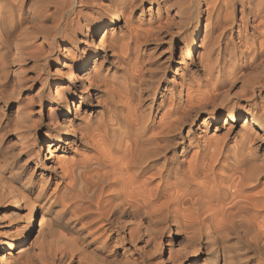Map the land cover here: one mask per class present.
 <instances>
[{"label": "bare ground", "instance_id": "1", "mask_svg": "<svg viewBox=\"0 0 264 264\" xmlns=\"http://www.w3.org/2000/svg\"><path fill=\"white\" fill-rule=\"evenodd\" d=\"M36 1L0 0V40L5 47L3 55H0V116L4 113L3 106L17 104L16 111L4 123V127L1 121L3 117L0 118V130L2 127L6 130L4 135L6 132L18 135L22 146L30 144L28 150L36 146L40 138L38 122L33 120L36 102L34 98L27 99L24 92L29 89L28 84L36 82L40 76L37 73L27 76L25 62L27 56L35 55V52L30 55L26 50L32 44L35 46V42H31L33 39L45 34L47 23L44 25L41 19L47 18L51 7L59 16L67 14L66 21H71V27L68 29L67 22L64 23L66 25L62 28L61 36L64 42L73 44H77L79 31L87 36L107 30L99 43V47H102L105 37L114 33L115 28L112 27L120 20L128 25L133 20L148 18L151 27L144 33L136 32L137 28H134L135 32L130 31L123 44V40L110 42L113 44L110 50L119 59L115 66L119 68L118 72H122L121 76L111 78L113 84L106 83L103 73L95 70L99 61L97 57L87 73L91 57L85 54L76 62L80 87H91L99 82L100 94L104 97L103 101L98 102L102 111L96 125L76 124L75 120L69 118L73 109L74 116L81 117L82 102L75 106L74 85L67 91H56L59 96L50 99L49 103L57 107L50 108L49 123L45 124L47 133L41 139L40 149L47 145L44 159L55 157L54 151L57 150L70 152L72 158H57L54 165L47 167L49 175L40 174L39 179H35L37 168L33 167L34 171L27 177L29 180H25L17 189L19 175L16 170L20 164L16 169H9L2 164V157L5 156L0 154V206L5 204L6 196H11L16 207L21 203L24 208L38 203L43 210H53L54 206L61 205L62 211L76 208V211H72L74 215L78 213L76 218L64 222L62 227L54 221V216L46 218L41 212L38 234L32 243H29L25 231L10 228L11 234L4 238L0 264H8L4 254L15 249L16 243L19 244V252L14 264H151L158 236L163 234L165 226L168 227L167 243L172 227L177 233H183L179 248L170 252L169 264H264V183H261L264 159L256 156L258 145L255 146V141L264 139V33L258 45L253 43L254 40L252 43L243 42L244 50L240 46L243 51L238 63L232 66L237 53L230 50L231 54L228 53V60H225L226 53L223 55L219 42L216 43L219 36L215 35L217 38L213 40L216 42H213L211 28L215 19L219 24L217 31L235 29L239 42L244 41L243 37L248 31L256 35L254 32L260 30V23L264 20V0ZM154 21L158 23L153 25ZM29 23L36 25L33 29L24 30ZM201 26H204L203 38L200 46H197L196 38ZM31 33L33 37L28 38ZM178 40L182 43L176 47L180 55L173 53L161 60V53L154 49L167 42L168 50ZM52 46L53 40L50 48ZM74 50L75 47L66 48L69 52ZM193 51H198L196 64L189 61ZM106 57L103 54L100 63ZM11 60L18 65L15 72L12 71L14 66ZM65 62L68 65L67 62L71 60L68 58ZM181 66L186 72L180 75V82H167L165 70H178ZM119 78L122 81L116 83L115 80ZM116 85L123 88L124 93L121 91V94L128 95L134 101L132 112H118V104L122 103L124 97L118 94L120 92ZM202 88L204 90L199 91ZM194 89H198L194 93L196 95L191 96L189 93H193ZM186 94L189 95L184 100ZM64 95H67L65 103L59 104ZM44 104L45 101L40 103ZM230 104L232 106L228 107ZM163 109H167L162 116L164 119L154 122L153 114ZM204 113L207 118L203 125L217 123L223 113L227 114L224 139L229 138L235 124L244 118L239 138L233 139L234 162L232 165L228 162L230 173L238 178L237 183L233 184L236 192L228 194L239 200L227 209L221 204L220 207L217 205L219 220L216 221V217V222H203L202 218V221L199 217L193 218L195 215L186 216L188 209H183L190 200L195 199L192 198L193 189H189L196 182L192 180L197 173L192 163L188 166L185 164L183 133L187 127L191 129L197 117ZM84 116H87L85 112L81 120L85 119ZM190 129L186 133L189 134ZM87 151L92 154L88 155ZM214 152L213 155L216 154ZM30 160L31 155L21 165L22 168ZM78 185L79 202L69 206L65 192L75 191ZM247 192L254 194L250 196L248 193L246 197ZM209 198L205 201L209 202ZM75 204L83 209L77 211ZM32 209L29 213L33 212ZM12 215L19 216L15 211H12ZM32 217L33 214L27 218L28 224L32 223ZM121 235L128 237L132 245L141 244L137 258H133L134 252L131 250L120 251ZM67 236L72 239L66 240ZM159 247L163 248L162 242Z\"/></svg>", "mask_w": 264, "mask_h": 264}, {"label": "rangeland", "instance_id": "2", "mask_svg": "<svg viewBox=\"0 0 264 264\" xmlns=\"http://www.w3.org/2000/svg\"><path fill=\"white\" fill-rule=\"evenodd\" d=\"M36 2L37 1L34 0V3H36ZM1 6H2V4H1ZM3 7L4 6H2V8ZM147 9H148V7H147ZM50 11H49L50 13L48 12V14H47L48 15L47 18L41 19V20H44V21H42L44 23V25L47 23L45 25V30H44V31H46L45 34L43 33L44 35L42 34V35L38 36L37 37L38 39L37 38L33 39L31 42L32 43L35 42L34 43L35 46L33 47V44H32V47H30V49L28 48L26 50V52L29 53L30 55L35 52V55L33 54L31 56H27L28 59L25 62V68H26V70H28L27 76L31 77L32 75H34L32 73H37L40 76L36 80V82H33V83L30 82L28 84L29 89L26 92H24V95L27 99L29 98V100H30V99L34 98L33 101L36 102V111L34 113L33 120H36L38 122V125H37L38 137L40 138V140L37 142V145L33 146V148L28 150L27 148L30 146V144H27V145L24 144V146H22L23 144L20 143V141L18 139L19 138L18 135L14 134L13 132H8V133L6 132V134L4 135V133L6 131L3 129V127L5 125L4 123H6V121L9 120V118L11 117V114L16 111L17 104L3 106V112L4 113H2L0 116V118L3 117V119L1 118L3 127L0 130V141L2 139V142H0V144H1L0 146L1 147L3 146V147L0 148V154L2 156H5L4 158L2 157V164H4V166L7 165L6 167H8L9 169L11 167L17 168V166L19 164H20L19 166L24 164L30 155L32 158V160H30L29 163L24 165L25 167L23 166V168H22V166L21 167L18 166V168L16 170V173L19 175L18 181L16 182V184H18V185H16L17 189H20L21 184H23L25 182V180L26 181L29 180L27 177L30 174H32V172L34 171L32 169L33 167L37 168L36 172H35V179H39L40 174L44 175V176L49 175V171H47V167L54 165V162L55 163L57 162V158H63L64 160H66V158H67V160H68V159L72 158V156H73L70 152L65 153L62 150H57V151H54L55 157H53L51 159H49V158L44 159V154L46 153V155H47V150H48L47 145L44 144L42 150L40 149V146H39L40 143H42L41 139L47 133V129H46L45 124L49 123V117L51 116L49 114L50 108L53 107V109H55L57 107V105L52 106V104L49 103L52 96H59V95H57L56 91H58V92H60L62 90L67 91V89L70 86L72 87V85H74L75 86L74 94L76 95V98H75V100H76L75 104L76 105L75 106H78L80 104V102H82L81 107H80L81 108L80 109L81 110V112H80L81 117L79 116L78 118H76V115L74 116L75 109H73L69 118L75 120L76 124H85V126L87 125V123H91L93 125H96L99 122V118L101 115V113H99V112L102 110H101V106H99L98 102L104 100V97L101 95L102 93L99 90V85H98L99 82L93 84L91 87H84V88L80 87V82L77 83L79 71H78V68H77L78 66L76 65V62L79 61L83 55H85V54L89 55L91 57V60L89 62L88 70L85 72V73H87L93 67L94 59L97 57V59H99V61H98V65H97L95 70L98 72L100 70V74H101V72L103 73L102 74L103 80L106 83L113 84L112 83L113 80L111 78H114V77L117 78V77L121 76L120 73H122V72H118L119 68L117 66H115L119 63V59H117V57L115 55L116 53H113L112 50H110V49H112L110 46L113 45L110 42L123 40V42H122V44H123L124 41H127L126 39L128 38V36H130V34H131L130 31L135 32V29L137 28L136 32H141V33L143 32L144 33L145 31L150 30V27H151L150 23H148L149 21H147L148 18L144 19V20H140V19H136L135 21L133 20V22H130L128 25H124V23H123L124 21L120 20L116 25H114L112 27V28H115L114 33H112V35L110 34V35L105 37V44H103L102 47H99V43H100L103 35L106 33L107 30L106 31L102 30V31L97 32L95 34L89 33L87 36L85 35V33L79 31L77 44H73L70 42H64L62 40V36H61L62 31L64 29L63 27L66 25L64 23L67 22V28L68 29L71 27L70 26L71 21L70 20L66 21L67 14H65L64 16H59V15L54 13L53 7H51ZM48 17H50V18H48ZM137 20L139 21V23H142V24H139ZM147 23H148V25H147ZM157 23H158V21H154L153 25H156ZM217 23L218 22L214 19L212 24H211V26H212L211 28L213 29L212 40L216 39L219 36L218 37L219 40L217 39V42L215 40H213V42L214 41L216 43L219 42L220 45L219 44L218 45L220 46L221 50L223 51V55H224V53H226L224 56L225 60H228L227 54L228 53L231 54L230 50L232 51V49H233L232 52L237 53L235 60L233 59L234 61L231 63L232 66L234 64L236 65L238 63L241 51L244 50V45H243L244 43L243 42H245V40H246V41H248V43H252L251 41L254 40L255 42H253V43L258 45L260 42L259 39H261V34H262V32L264 33V27H263L264 26V20H263L260 23L261 24L260 30H259L260 32L259 31L257 33L254 32L256 35H252V31H248L247 35L244 36L245 38L243 37L244 41L239 42V40H237V32L235 31V29L231 30L230 28H226L225 31L224 30L222 31L223 34H221L222 33L221 31L220 32L217 31L218 25H219ZM36 24H38V22H36ZM35 25H33L32 23L31 24L29 23L28 26H26V28L24 30H26V29L30 30L31 28L33 29V27ZM214 27H215V29H214ZM83 31L85 32L84 29H83ZM203 32H204V26H201V32L199 35H197V38H196L197 46H200L201 40L203 38ZM132 34H134V33H132ZM31 35H32V33L29 35L28 38H30V37L32 38L33 35L32 36ZM215 35L217 37H215ZM43 36H45L46 39ZM250 36H251V38H250ZM48 37H50V38H48ZM229 39H230V41H229ZM52 40H53V46H52V48H50V42H52ZM2 44L3 43L0 40V47L3 46L2 49L0 48V51H2L0 53L1 56L3 55V50L5 49L4 44L3 45ZM181 44L182 43H180V40H178V41L174 42L171 45V47L167 50L166 47H167L168 43L162 42V44L157 46L156 49H154V48L153 49L155 51H157L158 53H161V55L159 56V58L161 60H165L167 57H169L173 53L175 54V56H179L180 51H179V48H176V47H179ZM240 46L243 47V50H242V47H240ZM72 47H75L74 51H70V52L66 51V48L69 49ZM152 47H153V45L149 46L148 50H150V48H152ZM240 48H241V50H240ZM117 52H119V51H117ZM103 54H106L107 57H106V60H103L102 63H100L101 62L100 59H101V57H103ZM197 56H198V51H195V52L193 51V53L189 57V61H192L196 64ZM68 58L71 60V62H69V63L67 62L68 65H65L64 63H66L65 61L68 60ZM115 59H117L116 62H115ZM10 63L14 66L12 71L15 72V69L17 68L18 65L16 63H14L12 60L10 61ZM165 72H164V74L166 77L165 78L166 81L167 82L173 81L174 83H176V82H180V80H181L180 75L185 73L186 69H184V67L181 66L178 70H177V68H175L173 70L166 69ZM115 75H117V76H115ZM123 76H125V75H123ZM118 80H115L116 83L117 82L119 83L122 81V79L120 80V78ZM149 80H148V83L151 81V80L150 81ZM116 89L118 92H120V93H118L119 95L121 94V91H122V93H124L123 88L120 87V85H118V86L116 85ZM197 90L198 89H196V91ZM201 90H204V88L200 89L199 91H201ZM196 91L194 89L193 93H189V94H191V96H194V95H196V94H194ZM189 92H192V91H189ZM233 93L234 92H232L231 95H233ZM189 94H186L184 96V100H186V98H188L187 95H189ZM120 96H123L124 98L122 99V103L118 104V106L120 108V109L117 108L118 112H120V111L123 113H127V111L132 112L134 109V106H135L134 101L128 95L126 96L125 94H121ZM66 97H67V95H64L62 97V99L58 101V103L64 104ZM127 97H129L128 98L129 100H126ZM42 101L43 102L45 101L44 106L40 105V103ZM125 101H127V103ZM129 103H130V106H129ZM230 106H232V104H230L228 107H230ZM131 107H132V109H131ZM165 110H167V109H163V110H159V111L157 110V112L153 114V116L155 117L154 122L158 123V121L160 122L162 120V118H163L162 116L165 115V113H166ZM84 112H85V115H87V116H84L86 120L85 119L81 120L82 116L84 115ZM104 112L105 113H103V114L107 115L106 111H104ZM206 118H207V114H205V113L199 115L197 117V119L195 120V123L193 125H191V129L187 127L183 133V137L185 136V139H183L184 140L183 146L186 149L185 160H187L185 164H186V166H188L189 163H190V165L192 163L193 165H191V166L193 168L195 167V169L197 168L196 169L197 173L193 177V180L191 179L193 182L194 181H196V182L192 183V186L189 189V190L193 189L192 190V192H193L192 198H195V199H192L193 201L190 200V202L188 204H186V206H184L183 209L184 210L188 209L185 212L186 216H194L195 215L196 217H193V218L199 217L200 220L202 218L203 222L204 221L208 222L210 220L215 221L216 217H217L216 221L219 220V214L217 211V210H219V208H217V205H218V207H220L219 204H221V207L224 206L223 208L227 209V208L233 206L234 203L239 200V199H237V197H234V196L231 197V195L229 196L230 193L234 194L236 192L235 189H233V186H234L233 184H236L237 183L236 181H238L237 176L236 175L232 176L233 174L230 173V171H229L230 165L229 164L232 165L234 162V160L232 158L235 154V152H233V150H232V147L234 148V146H235L233 139L239 138L238 135L242 130L241 129L242 125L244 124V118H243L238 123L235 124L234 132L232 134H230L229 138L224 139L223 137H224V134L226 132V129L224 127V123L227 119V114L223 113V116L221 117V119L217 123L212 122L209 124L207 122L208 124L203 125L204 119H206ZM40 121L42 122V124ZM215 128H218V129L216 130ZM189 129H190L191 133L189 132V134H188L186 132H188ZM187 134H188V136H187ZM179 140H181V139L179 138ZM222 140H223V142H222ZM17 141H19L20 144ZM257 142L255 141V146L258 145V146H256L257 147L256 156L262 160V159H264V139L262 141H257ZM189 144H191L192 146ZM220 146L221 147L223 146L222 147L223 149L221 148L222 150L220 149ZM215 147H216V149L217 148H219V149L216 150ZM25 148L27 151L25 150ZM67 148L68 147L65 146L66 151H68ZM21 150H23V151H21ZM53 150H55V148ZM218 150L219 151L221 150L220 151L221 153L220 152L217 153ZM1 151L3 152V154ZM214 151H216V154H214V155H217V156H215L213 158V156H214L213 153H215ZM87 154L91 155L92 152L87 151ZM224 155H226L225 156L226 159H225ZM228 157H230V158H228ZM7 158H8V161H7ZM212 158L214 160H215V158H218L217 161H215L216 163L215 162L213 164L210 163V162L214 161ZM4 159H5L6 163L5 162L3 163ZM221 161H222V163H221ZM204 162H205V164H204ZM228 162H230V163L228 164ZM199 163L201 166L199 165ZM203 164H204V166H203ZM209 164H211V165H209ZM214 164H215V166H214ZM206 165H207V167H206ZM211 167H214V168H211ZM20 171H22V172H20ZM199 176H200V178H198ZM228 177H229V179H228ZM227 179H228V181H227ZM229 181H231V183ZM261 181H262L261 183L263 184L264 183V177H262ZM79 187H80V185H78L77 188L75 189V191H73L71 193L69 191L65 192V194H67V195H65L64 197L67 199L69 206L72 203H76V201L79 200V198L77 197V195L79 193ZM195 188H196V192H195ZM248 193L249 192L245 193V196ZM252 194H254V192L251 193L250 196ZM248 196L249 195H247L246 197H248ZM6 197L7 198H5V201H4V203L6 205L3 204V206H0V257L2 255L3 247L5 246L4 238L6 235L11 234L12 229L25 231L28 234L29 243H32L34 241L35 237L38 234L37 232L39 230V224H40L39 222L41 220V212H44L46 218L47 217L52 218V216H54L55 217V218L53 217L54 221H56L58 224H61L62 227L64 226L63 225L64 222H66L70 219L73 220L74 218H76V216H78V213H75V215H74V212H73L74 210L76 211V208H74V210L72 209L73 211L71 209L62 211V207H60L61 205L59 207L56 205L53 207V210L52 209H50V210L44 209L43 210L42 205H40L38 203H33L34 206L33 205L31 207L26 206V208H24V205L21 203L20 206L16 207V206H14L15 200H13L11 196H6ZM207 198H209L210 203L208 202V200L205 201V199H207ZM218 201L220 203H218ZM204 202L205 203L207 202V204H205ZM32 207H33V209H32ZM75 207H77L76 204H75ZM77 208H78L77 209V211H78L82 207L80 208L78 206ZM30 209L33 210L32 213H29ZM54 210H56V211H54ZM12 211H15L16 213H18L19 216L14 217V215H12ZM57 212H58V214H57ZM4 213L6 215L3 217L2 215H4ZM216 213H217V215L214 216ZM32 214H33V217H32L33 221L31 220L32 223L28 224L29 221H27V218ZM55 214H56V216H55ZM10 228H12V229H10ZM26 228H27V230H26ZM167 230H168V227L165 226L163 228V234L158 236L159 238H158L157 243H156L158 245L155 246L156 253L153 255V260H152L151 264H169L168 258L170 256V252H174L176 249L179 248L178 244H179L180 240L182 239L183 233L182 234L177 233L175 228L172 227L171 228L172 233L170 235V240L167 243L165 240L166 236L168 235ZM65 239L70 241V239H72V237L67 236ZM120 240H122V242L120 241L121 242L120 251L122 252V250H125V251L131 250L134 252L133 258H137L138 254L140 253L139 250H140L141 244L137 243L135 245H132L129 243V238L124 237L123 235L120 236ZM160 242L163 243L162 249H159L160 248L159 247ZM18 247H19V244L16 243V245L14 247L15 249L10 250L4 254L6 256L5 259L7 260L8 264H14V260L17 258V253L19 252ZM159 250H161V251H159ZM9 253H11V255L7 257V255ZM202 260H204V258ZM187 264H189V262ZM223 264H227V262L226 263L224 262Z\"/></svg>", "mask_w": 264, "mask_h": 264}]
</instances>
